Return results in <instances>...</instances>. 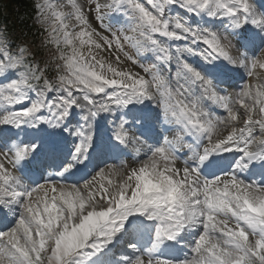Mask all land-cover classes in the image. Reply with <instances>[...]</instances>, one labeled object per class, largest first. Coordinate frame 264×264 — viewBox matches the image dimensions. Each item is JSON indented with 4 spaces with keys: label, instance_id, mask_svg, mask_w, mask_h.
<instances>
[{
    "label": "snow or ice",
    "instance_id": "obj_1",
    "mask_svg": "<svg viewBox=\"0 0 264 264\" xmlns=\"http://www.w3.org/2000/svg\"><path fill=\"white\" fill-rule=\"evenodd\" d=\"M34 9L46 55L0 27V264H264V2Z\"/></svg>",
    "mask_w": 264,
    "mask_h": 264
},
{
    "label": "bare ground",
    "instance_id": "obj_2",
    "mask_svg": "<svg viewBox=\"0 0 264 264\" xmlns=\"http://www.w3.org/2000/svg\"><path fill=\"white\" fill-rule=\"evenodd\" d=\"M111 117H113V116H111ZM104 120H102V122H103ZM104 123V122H103ZM97 132H98V130H97ZM98 135H99V133H98ZM143 234V233H142ZM139 235H140V233H139ZM142 236V235H141Z\"/></svg>",
    "mask_w": 264,
    "mask_h": 264
}]
</instances>
